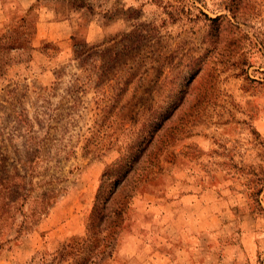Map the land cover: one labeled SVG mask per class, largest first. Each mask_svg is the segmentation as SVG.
Masks as SVG:
<instances>
[{"label":"rangeland","instance_id":"rangeland-1","mask_svg":"<svg viewBox=\"0 0 264 264\" xmlns=\"http://www.w3.org/2000/svg\"><path fill=\"white\" fill-rule=\"evenodd\" d=\"M0 264H264V0H0Z\"/></svg>","mask_w":264,"mask_h":264},{"label":"trees","instance_id":"trees-1","mask_svg":"<svg viewBox=\"0 0 264 264\" xmlns=\"http://www.w3.org/2000/svg\"><path fill=\"white\" fill-rule=\"evenodd\" d=\"M166 114H167V112H164L163 113V117ZM161 121L162 120H159V121L155 122L152 127L155 129L161 123ZM116 170L118 172V169L117 168H116ZM126 172H128V170H125V169L124 170H119V175L117 177V181L121 180V178L126 174ZM106 199L107 198L102 197V192L100 190H98V192H97V194L95 196V201H94L93 207H92L91 216L89 218L90 221H92V218L93 217L95 219H97L96 218L97 215L101 217V214H102V211H103V206L101 207V203H103ZM89 226H90V222H89Z\"/></svg>","mask_w":264,"mask_h":264}]
</instances>
